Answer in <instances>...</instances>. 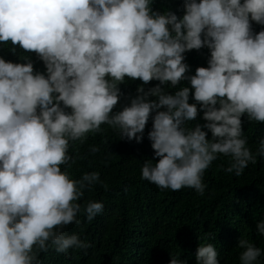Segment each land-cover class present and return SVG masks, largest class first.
<instances>
[{"label": "clouds", "instance_id": "1", "mask_svg": "<svg viewBox=\"0 0 264 264\" xmlns=\"http://www.w3.org/2000/svg\"><path fill=\"white\" fill-rule=\"evenodd\" d=\"M152 3L0 0V43L34 52L46 70L34 71L27 56L24 63L0 58V264H41L39 253L50 248L91 246L63 229L79 224L81 211L88 221L102 213V202L78 201L103 181L97 171L73 179L69 148L102 124L139 143L155 113L148 139L159 159L143 160L140 171L161 189L203 195L205 170L219 155L231 158L224 170L236 176L264 159V137L253 151L241 121L246 115L264 124V27L253 30V22L264 26V0H184L179 18L170 9L153 11ZM201 48L210 51L208 66L187 75L184 54ZM126 77L159 84L138 86L114 112ZM181 81L190 87L169 94L167 86ZM190 90L196 103H189ZM197 104L206 123L188 127ZM256 229L264 235V219ZM237 247L240 264H259L264 255L246 238ZM170 257L169 264H187ZM195 264H220L213 243L198 246Z\"/></svg>", "mask_w": 264, "mask_h": 264}, {"label": "trees", "instance_id": "2", "mask_svg": "<svg viewBox=\"0 0 264 264\" xmlns=\"http://www.w3.org/2000/svg\"><path fill=\"white\" fill-rule=\"evenodd\" d=\"M183 3L184 0H153L151 7L153 11L170 9L179 18L183 15ZM262 27L253 22L254 32ZM184 55V62L190 68L187 75L195 74L197 67L208 66L210 51L207 48L189 50ZM23 56L32 61L34 71H46L34 52H26L10 42L0 43V58L24 63ZM158 84L155 80L143 84L138 78L126 77L118 86L122 95L113 111L128 105L137 95L138 86L147 90ZM181 86L190 87L187 81H181L176 87L167 86L169 94ZM189 103H196L191 90ZM197 107L198 115L188 122V127L206 123L201 118L203 112L199 104ZM153 115L155 113L150 115L139 143L134 138L131 141L119 139L118 131L106 124L101 125L100 132L87 133L83 143H70L69 153L75 158V163L68 168L72 178L79 179L83 173L97 171L103 181L86 189L78 202L83 205L89 200L99 201L104 208L92 221L81 211L80 223H70L63 229L89 242V248H70L66 253L50 248L39 253L41 264H169L170 254L186 260L187 264H195L198 246L207 243L215 245L220 264H240L242 249L237 247L240 238L264 250V235L258 234L256 229V223L264 219V159L249 163L244 172L236 176L224 170L231 158L219 155L205 170L203 195L191 188L161 189L142 179L140 171L143 160L152 159L156 163L159 159H153L154 150L148 139ZM241 121L248 145L255 151L259 139L264 137V124L249 122L246 115ZM206 138L211 139L210 132ZM92 146L99 151L91 153ZM205 233L215 235V239L206 238ZM258 262L264 264V255Z\"/></svg>", "mask_w": 264, "mask_h": 264}]
</instances>
